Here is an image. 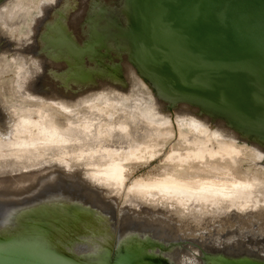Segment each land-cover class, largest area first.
I'll list each match as a JSON object with an SVG mask.
<instances>
[{
	"label": "bare ground",
	"instance_id": "6f19581e",
	"mask_svg": "<svg viewBox=\"0 0 264 264\" xmlns=\"http://www.w3.org/2000/svg\"><path fill=\"white\" fill-rule=\"evenodd\" d=\"M122 7L0 0V264H264V136L187 104L169 115L121 45L103 39ZM149 130L170 133L163 159L129 179L159 156L143 146L146 159L129 158ZM183 140L204 143L200 162ZM228 158L256 176L238 175ZM159 174L202 189L171 192L179 201L166 189L130 194Z\"/></svg>",
	"mask_w": 264,
	"mask_h": 264
},
{
	"label": "water",
	"instance_id": "95a60500",
	"mask_svg": "<svg viewBox=\"0 0 264 264\" xmlns=\"http://www.w3.org/2000/svg\"><path fill=\"white\" fill-rule=\"evenodd\" d=\"M120 14L103 39L157 97L264 136V0H123Z\"/></svg>",
	"mask_w": 264,
	"mask_h": 264
},
{
	"label": "rangeland",
	"instance_id": "374dc122",
	"mask_svg": "<svg viewBox=\"0 0 264 264\" xmlns=\"http://www.w3.org/2000/svg\"><path fill=\"white\" fill-rule=\"evenodd\" d=\"M167 111H168L169 115L172 114V112H173L172 108L168 109ZM210 127H212V124L210 125ZM115 129H116V131H118V134L120 135V133L122 132L123 128L115 126ZM89 132H91V131H89ZM74 134L78 135L79 132L76 130V131H74ZM101 134L104 135V136H109L108 134H105V131L102 132ZM147 134L149 135V137L146 136ZM169 135H170V133H167V132H165V133L162 132V134H159L158 132L149 130L148 133L144 134V136H143L144 140L143 141H139V144L137 145V147L134 148L131 151V154L129 155L130 156L129 158L138 157V158H141V159L142 158L146 159V157H144V156H147L148 154H146V153H149V151H146L145 153H143V155L140 154V150L144 149L143 146H147V148H146L147 150L150 149L151 147H157L158 154L157 155H153L152 158L158 156L160 154L162 148L166 144V141L169 139V138H167V136H169ZM177 142H182V141H176V143ZM58 143L59 144L50 143V145H51V147H55L56 146L55 148H57V146H58V148H62V147H65V146H70L72 141L70 140V138H68L66 140L65 139H61ZM183 143L186 146H188L187 150L191 151V153L194 155V157H196L195 159H197L200 162V160L202 158V153L205 152L204 150H205L206 146H204V143L203 142H198L197 140H194V141H192V140H183ZM174 147L175 146L170 147V150H169L170 154H171V151H172V149ZM166 149L164 151H166ZM208 153H211V152H208ZM141 155H142V157H141ZM177 155L182 158V153L178 152ZM183 155H186V154H183ZM126 159H128V158H126ZM162 159H163V157H162V154H161L156 159H154L153 161L149 162L148 164L142 165V166H138V167L134 168V170H132L128 174L129 179H134V178H137V177H143L145 175L154 173L156 171L157 167H159ZM225 161L226 162L228 161L229 163L233 164L236 167L235 170L238 172V175L239 174L241 175V174L244 173L250 179H252V178H254V176H256V175H250L248 172H240L239 171V161H237V160H235L233 158H228ZM245 167H247V163H243L242 164V169L245 168ZM117 170L118 171H117V174L115 176L114 182L116 184L117 181H120L121 185H122L123 181H124V175H123L124 170L121 167H117ZM162 171H163V169H162ZM159 178H160V174L159 175H155L154 177H151V178L140 179V180L136 181L137 182L136 184H132L134 187L130 191V194L131 195L132 194L135 195V193H137L138 196H140V199L144 200V198H146L148 193H156L159 190H165L166 189V191L169 194H166L165 196H170L174 200H176V201L178 200L179 201V199H177L176 197H172L170 193L171 192L172 193H174V192L176 193V191H190V192L194 191V192H196V191L202 189V187L201 188H197V189H192V190L178 188V187L172 186L171 183H169L170 180L168 181V183H167V180L166 181L164 180L163 183H160L162 181L157 182ZM164 182H166V183H164ZM157 195L160 196L159 194H157ZM179 197H181V196H179ZM113 200H114V204L116 206L115 208H116V212H117L118 210H120V207H121L120 203L122 202V197L119 196V197H117L116 199H113Z\"/></svg>",
	"mask_w": 264,
	"mask_h": 264
}]
</instances>
